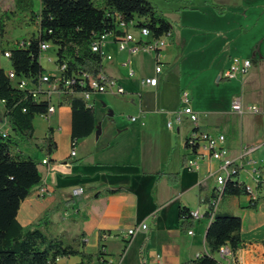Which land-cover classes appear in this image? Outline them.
<instances>
[{"label":"crops","instance_id":"obj_1","mask_svg":"<svg viewBox=\"0 0 264 264\" xmlns=\"http://www.w3.org/2000/svg\"><path fill=\"white\" fill-rule=\"evenodd\" d=\"M149 1L172 25L171 36L158 54L147 53L135 41L129 43L128 49L120 50L115 35H109L103 46L112 59H103L102 73L126 91L121 96L96 94L92 101L95 113L113 109L107 115L112 118V141L102 148L97 146L99 139H92L94 146L86 147L95 132L78 142L74 156L68 152L60 158L56 151L49 163L40 167L48 194L38 196L37 188L22 203L18 214L20 224L28 226L58 201L74 199L72 211L53 216L56 229L68 228V224L78 228L80 232L75 236L85 233V249L96 253L102 247L107 264H184L207 254L205 236L210 221L203 216L185 231L180 209L206 213L207 200L216 187L211 173L218 169L219 162L204 159L199 172L188 171L184 167L189 154L186 139L196 127L213 135L223 134L225 147L236 160L241 146L246 145L247 118L231 110L235 96L241 97L244 106L260 108V115L253 118L257 125L264 126V0H184L185 4L181 0ZM171 2L175 3L174 10H161L162 4ZM214 6L226 11L219 14ZM128 32L139 38L131 29ZM234 58L250 60V72L230 81L221 80ZM157 66L162 68L159 74ZM130 71L134 72L133 77L129 76ZM148 77L158 78L157 87L141 85V80ZM183 91L189 93L191 108L199 120L195 124L182 115L181 121L169 129L172 114L182 108ZM54 115L57 128L49 125L48 129H53L57 145V139L64 134L71 147V107L58 106ZM132 117L137 120L132 121ZM96 122L102 136L103 120L96 117ZM239 128L242 141L236 147L231 135ZM259 141L248 144L255 147ZM41 145L36 144L39 152L32 147L21 149L43 162L48 158ZM249 179V173L242 171L240 181L250 187ZM79 189L82 193L76 196ZM106 189L121 191L106 195ZM262 191L256 207L250 206L249 196L221 201V212L241 218L245 243L234 259L228 256L221 260L217 256L221 264H264ZM97 193L102 194L95 197ZM142 224H147L148 230L138 232L126 246L123 235ZM113 245L118 246L116 254Z\"/></svg>","mask_w":264,"mask_h":264},{"label":"trees","instance_id":"obj_2","mask_svg":"<svg viewBox=\"0 0 264 264\" xmlns=\"http://www.w3.org/2000/svg\"><path fill=\"white\" fill-rule=\"evenodd\" d=\"M15 3L16 10H30V1L16 0ZM214 8L219 14L226 11L221 6ZM6 15L8 12L1 14V35ZM30 20L38 25V35L3 50L4 54L9 53L10 71L15 79H10V71L0 68V121L9 128L7 132L0 129V264H58L71 257H79L78 264H107L102 247L96 253L85 252V233L69 239L56 231L53 216L73 208L74 199L58 201L28 226L18 221L22 203L43 186L44 181L40 170L42 162L21 149L33 141L34 119L46 113L49 106V101L36 93L45 73L40 61L41 46H54L56 67L65 66L58 79L63 90L58 105L71 107V148H75L80 140L97 129L94 105L80 96L89 90L87 76L98 77L103 72V58L92 50L94 42L102 35L119 37L129 33V29L138 32L143 28L148 29L154 39H160L171 33L172 25L149 0H40V10L32 12ZM120 22L128 26L125 32L118 30ZM22 81H26V86L20 88ZM185 146L190 147L188 140ZM40 147L48 161L56 153L58 145L52 128L48 129ZM195 147L194 144L193 152ZM241 172L237 167L227 179L221 201L228 197L250 196L246 183L240 181ZM120 191L106 189L104 194ZM258 193L256 200L250 197L251 207H256L263 191L259 189ZM215 197L213 191L205 213L209 218L213 214L205 236L208 253L184 264H219L217 254L221 247L227 246L235 256L245 246L241 218L221 212L219 208L214 212L210 202ZM191 212L186 207L180 209L185 231L193 226Z\"/></svg>","mask_w":264,"mask_h":264},{"label":"built area","instance_id":"obj_3","mask_svg":"<svg viewBox=\"0 0 264 264\" xmlns=\"http://www.w3.org/2000/svg\"><path fill=\"white\" fill-rule=\"evenodd\" d=\"M128 26L120 22L118 24V30L125 32ZM139 38L136 39L132 34L126 33L118 38V46L120 50L128 49V45L130 42H137L139 48L146 51L147 53H159V51L166 45V39L171 36V33L161 37L160 39H154L152 37V33L148 29H140L138 31ZM109 35H102L98 40H96L92 46L93 52L99 53L102 58L112 59L111 56H108L103 50L104 43ZM51 46L49 44H43L41 46L42 51H47ZM4 56L9 58V53H5ZM252 68V63L248 59H240L234 58L227 70L223 72L221 75V80L230 81L238 76H244L250 72ZM65 69V66L62 68H57V75H43L40 85L36 93H40L44 99L49 101V106L47 112L40 115L43 119H49L52 115L55 114L58 105V102L63 97V90L60 88V83L58 81L60 73ZM161 66L156 67V73H161ZM129 76L133 77L134 72L130 71ZM10 79L14 80L15 75L12 71L9 72ZM88 77V86L89 90L80 94L81 97L84 98L85 101L92 104L93 98L96 94H112L121 96L126 94L125 89L118 85L116 80L109 79L103 73H101L98 77ZM159 80L157 77H148L141 80L142 86H151L157 87ZM66 85L69 82H65ZM46 85V87H44ZM26 86V81H22L19 83V87L23 88ZM56 100V103L53 101ZM181 104L182 108L178 112H174L172 114L173 120L167 124V127L171 129L175 122H180L182 119V115H186L193 123H197L199 120V116L196 112H194L191 108V99L190 95L187 91H183L181 94ZM231 110L237 114L243 115L245 113L258 114L260 113V108L256 105L244 106L241 97L235 96L232 100ZM135 117H132V121H136ZM6 132V131H4ZM189 142L190 147L188 156L185 158L184 167L191 172H199L201 170V161L204 159H208L210 161L219 162L218 169L211 173V176L214 177L216 187L214 188V192L216 197L212 199L210 204H212L213 211H217L221 202V194L224 189V185L230 175L235 171V168H240L242 171L245 167H250V170H246L249 173L251 179L255 183V188L249 187L247 185V189L250 193L251 198L256 200L258 198L259 189L264 190V159L260 162L252 159L251 156L256 152V147H242L239 157L235 160L230 157L229 150L225 147L226 137L223 134L213 135L207 132H202L199 128H195L190 136L186 139V142ZM185 142V144H186ZM197 145L195 147V151L193 152V145ZM72 148L71 155L74 156L75 152ZM49 161L46 159L42 162V164L46 165ZM244 163V164H243ZM38 196H46L48 194V189L45 186H41L38 189ZM82 190H76L75 195H81ZM209 208V202H208ZM208 210V209H207ZM207 212V211H206ZM193 221H198L202 219L204 215H200L197 212H191ZM206 217V216H205ZM213 218V214L211 217H207L209 221ZM148 230L147 224H142L132 229L128 230L123 235V240L125 245L127 246L133 237L140 231ZM190 235L193 234V231L188 232ZM104 239L107 238V235H103ZM217 256L223 260L228 256L234 259V255L231 250L227 246L221 247ZM219 264H221L219 262Z\"/></svg>","mask_w":264,"mask_h":264},{"label":"rangeland","instance_id":"obj_4","mask_svg":"<svg viewBox=\"0 0 264 264\" xmlns=\"http://www.w3.org/2000/svg\"><path fill=\"white\" fill-rule=\"evenodd\" d=\"M15 1L16 0H0V9H1L0 20H1V14L8 12V16L7 15L4 16L5 28H4L3 35H1V30H0V68L5 70L6 72H9L11 70V64H10V60L4 56L3 50H9L10 48L14 47L17 42L28 41L33 35L37 36L39 33L38 25L30 20V15L32 12H38L40 10V0H17L18 2L30 1V10L29 9L16 10ZM180 3L185 4V1L181 0ZM174 6H175V3L171 2V3L162 4L160 8L165 13H169L172 10H174L175 8ZM134 32L138 33L137 31H134ZM56 59H57L56 48L54 46L51 45V47L47 51H43L40 61L45 70L44 75L53 76V75L58 74V70H57L56 63H55ZM44 87H46V85H44ZM53 102L56 103V100H54ZM109 110L113 111V109L111 108L108 110L105 109L103 112L101 109L96 111V117L98 118V120L100 122L103 120V127L105 128V132L103 133L102 136L100 135L101 138L100 136H97V134L95 133L92 136L90 142L89 143L87 142L88 144L86 147L91 148L92 146H94L92 139H97V140L99 139V145L97 146L102 147V148H103V145L106 144L108 141H112V135H113V126H112V121H111L112 118L107 116L109 114ZM257 115H260V114H245L244 116L243 115L241 116V117L247 118V121H246L247 132L244 138V143L246 145L241 146V148L251 147L249 145L250 144L249 142H251V140L254 142H256V140H260L259 143H255L254 146L257 148V150L251 156L252 159L256 160L257 162H260L264 159L262 158V155L264 153V126H260L256 124L253 117H257ZM127 116H128L127 114L124 115L125 120H128ZM236 120L237 122H239L237 117H236ZM56 122L57 121H56L55 115L51 116L47 120L43 119L41 116H37L33 122L34 127H35L34 139L31 142V144H29V146H23L22 148L28 149L32 147L36 152H39L36 150V144H41L43 142V139L45 137V134L48 130L49 125H55V128H57ZM239 125H240V122H239ZM5 126L7 127V125H4V123L0 121V129L3 131H6L8 127L6 128ZM57 140H58L57 156H59L60 158H64L65 156H67L68 152L72 151V148L70 147V144H69V138L68 136H64V134H62L60 136V139L58 138ZM231 140L235 141L234 144L236 147L239 146L240 142L242 141L240 128H239V131L237 129V131H235L231 135ZM77 150H78V145L73 149L75 154ZM246 170H250V167H245L243 171L245 172ZM243 175H245V173H243ZM248 181H249L250 187H252L254 185L253 180L249 179ZM72 210L73 208H70L68 209V212ZM60 213H63L62 214L63 216L65 211L62 210ZM63 229H65L66 232L62 231ZM56 230H59L60 233L64 232L65 236L69 239L73 238L75 234L80 232L78 231V228H76L75 226H72L71 224H68V228H66L65 226V228L61 227ZM117 249H118V246L113 245V250H115L113 254H116L115 252ZM94 251L95 250L92 251L89 249L88 250L85 249V252L87 253H93ZM73 258L74 259L70 261L69 259L67 260L65 259L64 261H61L58 264H78L79 257H73Z\"/></svg>","mask_w":264,"mask_h":264},{"label":"water","instance_id":"obj_5","mask_svg":"<svg viewBox=\"0 0 264 264\" xmlns=\"http://www.w3.org/2000/svg\"><path fill=\"white\" fill-rule=\"evenodd\" d=\"M100 133H101V131H100L99 127H97V129H96V134H97V136H99Z\"/></svg>","mask_w":264,"mask_h":264}]
</instances>
